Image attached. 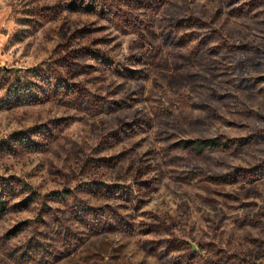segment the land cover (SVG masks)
Returning <instances> with one entry per match:
<instances>
[{
    "label": "rangeland",
    "instance_id": "374dc122",
    "mask_svg": "<svg viewBox=\"0 0 264 264\" xmlns=\"http://www.w3.org/2000/svg\"><path fill=\"white\" fill-rule=\"evenodd\" d=\"M72 1L0 0V264H264V0Z\"/></svg>",
    "mask_w": 264,
    "mask_h": 264
},
{
    "label": "trees",
    "instance_id": "16d2710c",
    "mask_svg": "<svg viewBox=\"0 0 264 264\" xmlns=\"http://www.w3.org/2000/svg\"><path fill=\"white\" fill-rule=\"evenodd\" d=\"M71 7H75L76 9L85 10V11H92V10L100 11V12L106 11V4H105L104 0H73ZM247 74L251 75L252 72H247ZM259 79L264 80V76H260ZM240 84H243V80H241ZM71 91H73V89H71ZM70 94H71V92H70ZM81 98H80V100H79V98L76 100L77 105L86 106L85 102L90 98L85 94ZM240 140H242V139H240ZM229 141H230V138H228V139L225 138L224 140L221 139V142H220V139L218 137H215V138H210V139H208V138L207 139H202V138L189 139V140H185L183 143L185 144V146H192L193 148H195V147L196 148H200V147L214 148V147H218L220 145H222V148H223V146L228 147V145L231 143ZM248 141L244 142V144H247ZM257 141H258V139L256 138V136L252 137L251 142H257ZM249 144H250V142H249ZM11 191L12 190H9V189H4V190L0 191V209L3 210L6 208L8 201L11 199ZM101 191H102V189L99 190V193L100 194L103 193L104 195H109V193H112L113 196H116L115 193H117V190H110L107 188H106V190H104V192L103 191L101 192ZM67 196L68 197L66 198V201H65L66 205L68 206V209H67L68 212L67 213L71 215L72 214L71 211H74L76 204L74 202V195L72 193H70V192L67 193ZM28 201H30V199L25 198L20 203L22 204V203H26ZM76 215L78 217L77 219H80V220L82 219L85 222H87V224L89 223V221L92 220L91 224H93V223L95 224L94 226H92L93 227L92 230H94V231L96 229H98L99 226H103V228H108V226L106 225V223H107L106 221H107V218H109V216H103L105 214L102 215V218H100L101 219L100 221L94 220L96 217L94 216V214L92 212H90V210L89 211H80L79 210V211H77ZM12 251H14V249H12ZM18 251H20V250H17V252ZM30 262H32V263L35 262V263L39 264L35 260L33 262V260H30V259H29V261L24 262V264H29Z\"/></svg>",
    "mask_w": 264,
    "mask_h": 264
}]
</instances>
